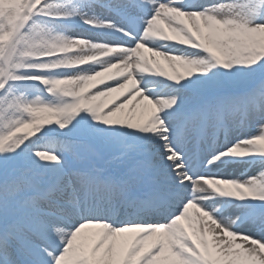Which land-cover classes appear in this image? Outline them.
Returning <instances> with one entry per match:
<instances>
[{"label":"snow or ice","instance_id":"6c2138e0","mask_svg":"<svg viewBox=\"0 0 264 264\" xmlns=\"http://www.w3.org/2000/svg\"><path fill=\"white\" fill-rule=\"evenodd\" d=\"M0 264H264V0H0Z\"/></svg>","mask_w":264,"mask_h":264}]
</instances>
